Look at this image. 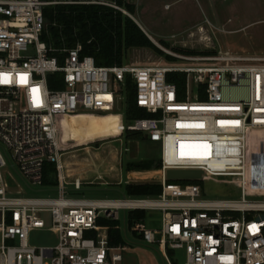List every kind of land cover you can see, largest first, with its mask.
Listing matches in <instances>:
<instances>
[{"label": "built area", "instance_id": "2783aa9c", "mask_svg": "<svg viewBox=\"0 0 264 264\" xmlns=\"http://www.w3.org/2000/svg\"><path fill=\"white\" fill-rule=\"evenodd\" d=\"M61 3L126 12L106 0H0V264H123L128 227L157 246L166 264H181L170 258L174 250L185 251L183 264H264V197L250 193L249 170L251 149L259 152L264 132V52L186 54L155 41L183 63L99 66L82 55L80 43L56 49L43 40L45 9ZM170 73L185 75L184 90L168 81ZM51 76L63 87L50 88ZM130 85L136 106L150 116L128 118ZM84 113L117 114L120 135L138 132L160 145L159 195H75L98 184L68 173L60 122ZM50 164L55 185L45 182ZM170 169L202 170L203 176L174 181L167 177ZM212 179L237 187L240 199L201 198L197 182ZM136 210L159 212L151 219L159 225H131ZM103 220L119 221L124 244L110 243ZM45 229L57 243L33 244L31 234Z\"/></svg>", "mask_w": 264, "mask_h": 264}, {"label": "rangeland", "instance_id": "374dc122", "mask_svg": "<svg viewBox=\"0 0 264 264\" xmlns=\"http://www.w3.org/2000/svg\"><path fill=\"white\" fill-rule=\"evenodd\" d=\"M126 1L135 4L136 11L132 16L136 20L138 19L147 32L155 38V41L160 45H162L160 41H165L168 44L167 48L173 51L179 52L176 50L178 48L193 50L199 52L196 55H203V52H209L205 53L207 55L217 54L219 51L239 54L264 52V0ZM199 27H203L204 31H200ZM124 59L128 64L137 65L167 64L176 66L183 63L167 56L163 51L160 53L152 48H129L125 51ZM183 76L185 78L184 74ZM136 117H143L141 111H138V114L132 118ZM63 127L62 119L60 137L65 146L62 159L68 173L71 177L82 176L86 181L98 184L85 185L82 191L75 193L76 196L122 199L124 196L121 182L131 179L134 176L130 174L137 172L127 171V165L130 162L144 163L149 167L161 162L160 145L151 142L143 135L134 139L129 132L120 135L118 131L103 133L84 129L82 137L88 143L83 144L66 140V132ZM257 143L258 156H261L262 164L250 169V193L264 197V178L256 183L251 180V176L264 177V132H260ZM185 153V151H180L179 155ZM250 154L252 161L258 163L255 148L251 149ZM51 166L50 173L53 176L55 165ZM157 170L150 169L148 171ZM99 176H101L100 179ZM146 180L159 182L157 176L149 177ZM227 182L217 179L197 182L202 189L201 198L240 199L239 189ZM55 183L53 181V185ZM27 195L48 196L47 193L32 192ZM145 213V218L139 222L145 225H159V221H151L152 218H159V212L145 211ZM43 219L47 228L52 225L50 214H44ZM121 224L126 239L125 222L121 221ZM127 233L128 241H126V249L123 252V264H166L157 246L145 243L141 237L133 234L129 227ZM31 242L35 245H54L57 243V236L48 229L38 230L31 234ZM168 254L173 260L178 258L181 264L185 261L184 250L169 251Z\"/></svg>", "mask_w": 264, "mask_h": 264}, {"label": "trees", "instance_id": "16d2710c", "mask_svg": "<svg viewBox=\"0 0 264 264\" xmlns=\"http://www.w3.org/2000/svg\"><path fill=\"white\" fill-rule=\"evenodd\" d=\"M61 1H80V0H61ZM120 8L125 9L131 15H134L136 6L126 0H106ZM47 22L46 31L43 40L56 49L63 47L72 48L77 44L82 45V55H91L99 66L121 65L125 62V51L129 48H152L160 53L162 51L151 41L142 28L123 11L108 5L101 4H74L61 3L48 6L45 9ZM162 45L168 47L165 41H160ZM186 54H198L199 52L186 49H176ZM209 52H203V54ZM61 60L63 55L55 52ZM50 77V88H62L63 85H56ZM168 81L177 84L179 90L183 88L184 76L182 73H170ZM128 118H132L138 111L143 116H150L143 112L135 104V90L130 85ZM64 129L68 141H77L78 143H88L82 137L84 129H91L95 132L107 133L118 131L120 117L117 114H93L84 113L80 115L68 116L63 119ZM134 139L141 137L138 132H129ZM117 134V135H118ZM116 136V135H115ZM113 136V137H115ZM51 164L46 167L45 182L53 184L54 179L50 178ZM160 163L149 167L144 163L130 162L127 165V171H137L130 175L137 178H148L160 176L159 171H148L150 169H159ZM264 177H252V182L256 183ZM186 183V182H184ZM123 193L128 196H157L161 193V184L156 181H138L122 185ZM146 216L145 210H136L131 213L130 224L139 222ZM101 223L110 226L109 237L112 245L124 244L122 233L116 228L119 221L103 220Z\"/></svg>", "mask_w": 264, "mask_h": 264}, {"label": "water", "instance_id": "95a60500", "mask_svg": "<svg viewBox=\"0 0 264 264\" xmlns=\"http://www.w3.org/2000/svg\"><path fill=\"white\" fill-rule=\"evenodd\" d=\"M124 13L127 14L129 17H131L140 26V24L137 22V20L129 12L126 11ZM148 37L151 39V41L154 44H156L155 41L149 35H148ZM202 176H203L202 170L170 169L167 171L168 179L174 180V181H198L202 178Z\"/></svg>", "mask_w": 264, "mask_h": 264}, {"label": "bare ground", "instance_id": "6f19581e", "mask_svg": "<svg viewBox=\"0 0 264 264\" xmlns=\"http://www.w3.org/2000/svg\"><path fill=\"white\" fill-rule=\"evenodd\" d=\"M256 149V148H255ZM256 153H257V151H256ZM257 157H258V163H256V162H253L252 161V159H251V154H250V159H249V170L252 168V167H258V164H262V161L260 162V159H261V156L259 155L258 156V153H257Z\"/></svg>", "mask_w": 264, "mask_h": 264}, {"label": "crops", "instance_id": "0c3cea01", "mask_svg": "<svg viewBox=\"0 0 264 264\" xmlns=\"http://www.w3.org/2000/svg\"><path fill=\"white\" fill-rule=\"evenodd\" d=\"M137 22L138 23H140L139 21H138V19H137ZM140 26L142 27V29L145 31V33H147L154 41H155V38L151 35V34H149L148 32H147V30L142 26V24L140 23ZM256 159H258V157H256ZM74 176H78V175H74ZM82 179H83V177L82 176H80ZM149 178V177H148ZM148 178H140L141 180H146V179H148ZM85 180V179H84Z\"/></svg>", "mask_w": 264, "mask_h": 264}]
</instances>
